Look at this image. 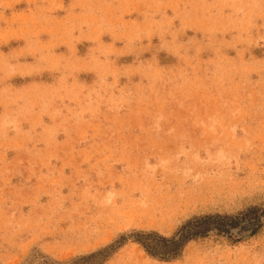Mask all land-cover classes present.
I'll list each match as a JSON object with an SVG mask.
<instances>
[{"label": "rangeland", "instance_id": "374dc122", "mask_svg": "<svg viewBox=\"0 0 264 264\" xmlns=\"http://www.w3.org/2000/svg\"><path fill=\"white\" fill-rule=\"evenodd\" d=\"M0 264H264V0H0Z\"/></svg>", "mask_w": 264, "mask_h": 264}, {"label": "trees", "instance_id": "16d2710c", "mask_svg": "<svg viewBox=\"0 0 264 264\" xmlns=\"http://www.w3.org/2000/svg\"><path fill=\"white\" fill-rule=\"evenodd\" d=\"M262 217L258 216V211H251L246 215L245 219H242V223L238 219H227V218H206L198 220L194 223L187 225L180 235L167 239L159 235H143L140 236L139 244L144 250L151 256H161L163 259H171L178 254L184 246L187 245L191 240L199 236L205 235L209 230L217 229L222 232H229L232 228L239 225H243L246 228H251L253 234L256 233V229L259 227ZM208 221H215L218 224L214 227H205Z\"/></svg>", "mask_w": 264, "mask_h": 264}]
</instances>
